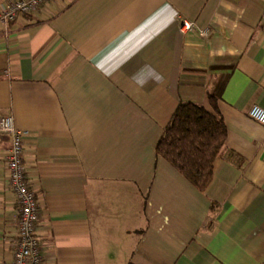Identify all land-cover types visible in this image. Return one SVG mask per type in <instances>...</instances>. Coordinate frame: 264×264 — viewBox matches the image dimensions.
<instances>
[{"label": "crops", "instance_id": "1", "mask_svg": "<svg viewBox=\"0 0 264 264\" xmlns=\"http://www.w3.org/2000/svg\"><path fill=\"white\" fill-rule=\"evenodd\" d=\"M263 6L50 0L0 31V116L27 131L42 264H264V126L247 114L264 108ZM145 64L161 83H134ZM219 86L227 136L200 191L155 144L178 103L213 112ZM8 147L0 138V264L17 236Z\"/></svg>", "mask_w": 264, "mask_h": 264}, {"label": "built area", "instance_id": "2", "mask_svg": "<svg viewBox=\"0 0 264 264\" xmlns=\"http://www.w3.org/2000/svg\"><path fill=\"white\" fill-rule=\"evenodd\" d=\"M0 8V31L7 28L9 22L18 16L28 14L41 8L50 0H4ZM264 18V6L262 9ZM193 22L181 20L179 31L192 32ZM208 29L200 31V35L207 36ZM248 116L264 126V108L253 104ZM27 131L15 126L12 115L0 116V138L9 140V147L5 155L7 169V185L14 194L18 206L17 236L12 258L4 264H42V254L36 236L38 221V202L35 191L31 188L26 175L24 164V138Z\"/></svg>", "mask_w": 264, "mask_h": 264}, {"label": "trees", "instance_id": "3", "mask_svg": "<svg viewBox=\"0 0 264 264\" xmlns=\"http://www.w3.org/2000/svg\"><path fill=\"white\" fill-rule=\"evenodd\" d=\"M220 89L208 94L213 112L195 102L178 103L155 144V153L200 191L211 181L214 161L227 136L217 105Z\"/></svg>", "mask_w": 264, "mask_h": 264}, {"label": "clouds", "instance_id": "4", "mask_svg": "<svg viewBox=\"0 0 264 264\" xmlns=\"http://www.w3.org/2000/svg\"><path fill=\"white\" fill-rule=\"evenodd\" d=\"M131 79L137 86L143 88L149 82L161 83L164 77L152 65L145 64L133 74Z\"/></svg>", "mask_w": 264, "mask_h": 264}]
</instances>
